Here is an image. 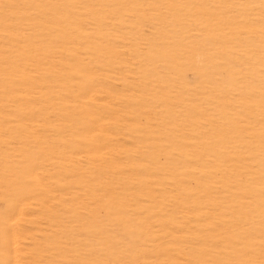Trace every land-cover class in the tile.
I'll list each match as a JSON object with an SVG mask.
<instances>
[{"label":"rangeland","instance_id":"rangeland-1","mask_svg":"<svg viewBox=\"0 0 264 264\" xmlns=\"http://www.w3.org/2000/svg\"><path fill=\"white\" fill-rule=\"evenodd\" d=\"M0 264H264V0H0Z\"/></svg>","mask_w":264,"mask_h":264}]
</instances>
